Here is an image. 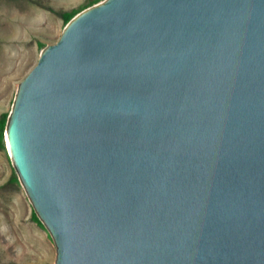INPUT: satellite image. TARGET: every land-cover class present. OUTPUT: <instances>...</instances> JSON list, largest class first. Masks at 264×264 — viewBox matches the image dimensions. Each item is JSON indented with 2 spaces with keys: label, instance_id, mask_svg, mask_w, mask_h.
<instances>
[{
  "label": "water",
  "instance_id": "water-1",
  "mask_svg": "<svg viewBox=\"0 0 264 264\" xmlns=\"http://www.w3.org/2000/svg\"><path fill=\"white\" fill-rule=\"evenodd\" d=\"M54 264H264V0H102L4 131Z\"/></svg>",
  "mask_w": 264,
  "mask_h": 264
},
{
  "label": "rangeland",
  "instance_id": "rangeland-1",
  "mask_svg": "<svg viewBox=\"0 0 264 264\" xmlns=\"http://www.w3.org/2000/svg\"><path fill=\"white\" fill-rule=\"evenodd\" d=\"M92 1L0 0V120L6 116L0 142V264H54V241L17 176L4 131L17 86L67 23L56 12H80L92 6Z\"/></svg>",
  "mask_w": 264,
  "mask_h": 264
},
{
  "label": "trees",
  "instance_id": "trees-1",
  "mask_svg": "<svg viewBox=\"0 0 264 264\" xmlns=\"http://www.w3.org/2000/svg\"><path fill=\"white\" fill-rule=\"evenodd\" d=\"M99 0H93L90 4H95L96 2H98ZM50 11L54 12V10L52 8H48ZM81 11V10H80ZM79 12V9H73L71 11H61V12H56L63 20H65L66 22H68L75 14H77ZM5 119L6 116L3 115L1 120H0V142L2 139V130L4 127V123H5ZM33 218L36 219L35 217V213H33Z\"/></svg>",
  "mask_w": 264,
  "mask_h": 264
},
{
  "label": "bare ground",
  "instance_id": "bare-ground-1",
  "mask_svg": "<svg viewBox=\"0 0 264 264\" xmlns=\"http://www.w3.org/2000/svg\"><path fill=\"white\" fill-rule=\"evenodd\" d=\"M5 141H7L6 135H5Z\"/></svg>",
  "mask_w": 264,
  "mask_h": 264
}]
</instances>
